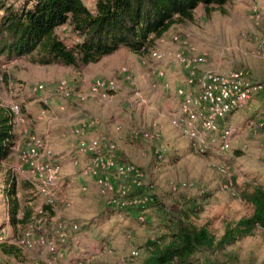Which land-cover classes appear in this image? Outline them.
I'll list each match as a JSON object with an SVG mask.
<instances>
[{"label": "rangeland", "instance_id": "rangeland-1", "mask_svg": "<svg viewBox=\"0 0 264 264\" xmlns=\"http://www.w3.org/2000/svg\"><path fill=\"white\" fill-rule=\"evenodd\" d=\"M241 6L235 2L223 12L214 10L205 15L199 4L193 21L170 26L148 53L140 56L143 61L137 60L133 52H118L116 58L106 56L78 67L40 65L23 56L6 59L0 66V105L8 108L17 103L22 119L13 121L16 137L1 163L0 196L7 179H12L22 210L35 215L34 208L42 200L29 172H20L19 167L21 152L32 138H39L38 161L59 166L57 188L65 200L50 205L52 213L44 207L48 204L42 203L48 216L43 231L51 236L61 222L65 224L66 237L64 241L56 239L55 254L39 245L26 248L20 238L28 223L24 228L20 224L8 226L6 208L0 204V241L8 238L18 243L25 254L23 260H18L0 253V264H137L140 254L132 257L130 250L154 237L163 226L165 211L174 213L181 203L196 207L195 223L206 224L217 238L226 222L248 213V206L239 195L241 186L249 181L264 185V125L255 127L257 122L264 123L262 97L255 94L246 105L233 111L236 119L229 118V124L222 121L221 128L231 125L236 130L227 149L209 141L205 149L198 144L195 147L171 123L179 108L176 89L188 87L189 72L177 59L178 52L203 56V61L196 64L198 75L241 69L251 81L264 82V55L256 52L257 44L264 39V0H248ZM253 13L259 17H253ZM224 25L229 26V36ZM58 32L71 39L68 31L58 28ZM165 42L166 47L161 48L159 44ZM166 62L184 73L182 85L174 89L166 77ZM122 67L127 69L125 74ZM158 69H162L163 76ZM97 78L113 80L115 87L100 88L94 93L91 84ZM62 81L72 89L71 96L64 97L60 90ZM166 100L171 106L165 105ZM31 104L36 105L34 114L28 110ZM67 109L68 115L62 121L59 113ZM45 118H51L53 128L59 123L63 129L48 136L43 134L34 124ZM94 137L100 140L102 152L112 148L117 161L131 163L143 172V186L135 192L157 198L165 211L146 206L137 215L104 207V194L89 170L91 155L78 152L72 158L81 139ZM61 143L65 144L58 147ZM80 154L88 157L84 160ZM164 155L166 158L160 161ZM61 170L66 174L62 176ZM74 223L77 228L68 229ZM196 262L264 264V230L257 228L253 235L237 238L214 251L202 250Z\"/></svg>", "mask_w": 264, "mask_h": 264}, {"label": "trees", "instance_id": "trees-1", "mask_svg": "<svg viewBox=\"0 0 264 264\" xmlns=\"http://www.w3.org/2000/svg\"><path fill=\"white\" fill-rule=\"evenodd\" d=\"M227 1L95 0L94 8L89 9L82 0H1L0 56L3 59L23 56L40 65L71 67L97 62L120 47L143 56L170 26L193 21L199 4L205 15H210L214 10L225 11ZM62 26H66L63 30L70 33L71 39L58 32ZM15 137L13 115L0 105V167ZM191 142L198 147L196 140ZM165 158L164 155L160 161ZM135 190L133 193L144 194ZM239 193L249 211L237 220L226 222L218 238L206 224L195 223L196 207L181 203L178 210L171 213L162 208L157 198L148 194L150 200L144 208L166 210L164 223L154 237L146 238L133 249L137 251L136 255H131V250L130 255L137 257L140 254L137 264H197L200 251H214L237 238L253 235L257 228L264 230V185L244 182ZM0 204L6 208L8 226L20 224L24 228L31 220V213L21 208L12 179H7L1 189ZM44 207L47 212H53L52 206ZM104 207L113 208L105 204ZM144 208L119 210L139 215ZM0 253L18 260L25 256L23 248L8 238L0 241Z\"/></svg>", "mask_w": 264, "mask_h": 264}, {"label": "built area", "instance_id": "built-area-1", "mask_svg": "<svg viewBox=\"0 0 264 264\" xmlns=\"http://www.w3.org/2000/svg\"><path fill=\"white\" fill-rule=\"evenodd\" d=\"M1 13L2 9L0 8ZM252 16L259 17L257 13H253ZM256 47V52L263 56L264 39ZM176 57L184 69L189 72V75L186 77L188 87L179 86L176 89L179 97V108L177 114L172 116L171 123L189 139L196 140L200 149L206 148L207 141L210 144H218L221 149H227L236 136V130L231 125L220 128L219 124L225 121L230 112L246 105L255 94H259L264 101V82L251 81L247 73L241 69L224 73L208 71L198 75L195 70L196 64L203 61V56H190L182 51L178 52ZM5 61L6 59H2L0 56V66H3ZM122 70L124 74L127 71L125 67H122ZM157 71H159V75H164L162 69ZM38 86L42 87L41 84ZM114 87L113 80L106 81L102 78L94 79L91 84L94 93L100 88L113 89ZM60 90L64 97H69L73 93L70 86L64 81L60 84ZM79 96L83 98L82 95L79 94ZM8 109L13 115L14 122L22 119L17 103L10 104ZM263 125V122H257L255 127ZM83 126H85L84 123ZM38 142L39 138H32L31 143L21 152L22 165L19 170L20 172H29L30 181L39 194L38 197L41 198L42 203L54 205L56 200L65 201L64 196L59 193L57 188L59 166L51 161H38ZM107 150L102 152L100 140L97 137L89 140L84 138L78 142L76 150L72 151V158L78 152L91 155L92 165L89 170L91 175L96 178L100 192L104 194L105 204L119 209L137 206L144 208L149 202L150 196L133 193L135 189H139L143 185V172L131 163L117 161L113 151H111L112 148ZM116 178L121 181H115ZM42 203L34 208L35 215L31 216L20 241L26 248L39 245L50 254H55L57 251L56 239L65 240V224L58 223L52 235L46 236L42 225L48 216H46ZM72 228L76 229L77 225L74 223L68 226V229ZM136 254V250H131V255Z\"/></svg>", "mask_w": 264, "mask_h": 264}, {"label": "crops", "instance_id": "crops-1", "mask_svg": "<svg viewBox=\"0 0 264 264\" xmlns=\"http://www.w3.org/2000/svg\"><path fill=\"white\" fill-rule=\"evenodd\" d=\"M83 1V3L89 8V9H93L94 8V3H95V0H82ZM235 2H237V7H239V8H241L242 6L241 5H244L246 2H248V0H228L226 3H225V5H224V9H226L228 6H230L231 4H234ZM196 10V9H195ZM204 11V10H203ZM212 13V12H211ZM226 13V12H225ZM211 15V14H210ZM229 24H227V25H231V23L230 22H228ZM233 23V22H232ZM225 27V29H224V32H225V34L227 35V36H229L230 35V30H229V26H226V25H224L223 26V28ZM62 29H65L66 28V26H62L61 27ZM180 28V27H179ZM221 29V28H220ZM228 33V34H227ZM166 42L165 43H160L159 44V46L161 47V48H165L166 47ZM118 52H121V53H125V54H129V52L131 53V51L130 50H128V49H126V48H124V47H120L119 49H117V50H115L114 52H112V53H110V54H108V55H106V56H108L109 58H116V54H118ZM106 56H104V57H102L99 61H101L103 58H105ZM128 57H129V55H128ZM130 58V57H129ZM136 59L138 60V59H140L141 61H143L142 59H141V57L139 56V55H136ZM104 61V60H103ZM98 62V61H97ZM106 62V61H105ZM91 63H93V62H91ZM88 64V63H87ZM162 64H163V62H162ZM165 64H168L167 62L165 63ZM164 64V65H165ZM182 73H183V71H182ZM182 73H180V71H177V70H175L174 69V65L173 64H168V68L166 69V77H167V79L168 80H170V82H171V84H173L172 85V88L174 89V87H176V86H178V85H182V83H183V78H182V76H183V74ZM171 88V89H172ZM172 89V90H173ZM164 93H166V92H164ZM170 93H172V95H173V92H170ZM166 102H167V104H165L167 107H169V106H171L170 105V101H168V100H166ZM75 107V106H74ZM28 110H29V112L31 111V112H33V114L35 113V111L37 110L36 109V105H33V104H31L29 107H28ZM72 111H73V113H76L75 111H74V108L73 109H71ZM234 112H235V110H233ZM230 112L227 116H226V119H225V121H226V123L228 122V119L229 118H231L232 120L233 119H236V116H235V114H234V112ZM30 112V113H31ZM66 115H68V109L67 110H65V111H63V112H60L59 113V118H61L62 119V121H63V119L65 118V116ZM28 119V118H27ZM53 119V118H52ZM51 118H45V119H43V120H39V121H36V124H34V125H37L36 127L40 130V131H42V133L44 134V133H46L45 135H51V134H53V132H55V133H59L60 132V130H62L63 129V127L61 126V125H56V129L55 128H53L52 127V125H51ZM232 125H234V123H232V122H230ZM227 124H229V123H227ZM64 141H65V139H64ZM58 144V143H57ZM65 143H61L60 144V146H58V147H62L63 145H64ZM80 158H84V160L86 159V157H88L87 156V154H80V156H79ZM59 162H61L62 160L61 159H59L58 160ZM61 174H62V176L63 175H65L66 173L65 172H63V170H61ZM61 176V175H60ZM90 181V180H89ZM90 183H92L93 184V182L92 181H90Z\"/></svg>", "mask_w": 264, "mask_h": 264}]
</instances>
